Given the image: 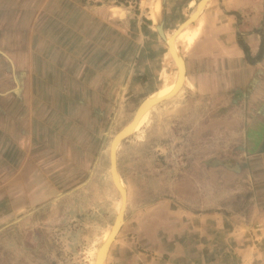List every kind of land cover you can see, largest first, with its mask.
Listing matches in <instances>:
<instances>
[{
    "label": "crops",
    "instance_id": "obj_1",
    "mask_svg": "<svg viewBox=\"0 0 264 264\" xmlns=\"http://www.w3.org/2000/svg\"><path fill=\"white\" fill-rule=\"evenodd\" d=\"M159 2L141 0L133 12L115 0H0V225L51 197L53 176L87 175L122 106L129 100L137 110L176 80L166 37L199 0ZM175 43L186 64L183 85L149 116L171 101H211L206 127L229 135V182L264 183V0H209ZM257 194L264 198V189ZM257 210L264 213L263 203ZM158 214L157 221L173 220L162 233L178 236L169 245L178 262L200 261L203 246L215 262L242 258L248 225L233 216Z\"/></svg>",
    "mask_w": 264,
    "mask_h": 264
},
{
    "label": "rangeland",
    "instance_id": "obj_2",
    "mask_svg": "<svg viewBox=\"0 0 264 264\" xmlns=\"http://www.w3.org/2000/svg\"><path fill=\"white\" fill-rule=\"evenodd\" d=\"M115 3L135 12L141 0ZM208 101L202 106L171 101L160 105L152 117L150 108L134 132L118 143L117 168L126 186L127 204L120 231L106 251L105 264H222L205 251V247L212 249L209 246L199 251L200 261L187 257L186 262H178L174 247L169 246L178 236H164L170 234L173 220L171 216V221L166 219L169 228L164 227V221H157L161 209L171 214L183 209L233 216L236 224L248 227L242 230V258L232 264H264V213L257 210L258 204L264 205V198L258 197L261 193L257 194L264 183L257 182L258 178L229 182V135L206 127L210 120L207 111L212 110ZM135 106L128 100L121 114L108 122L87 175L53 176L47 184L51 197L0 225V264L95 263L113 226L120 198L111 173L113 137L132 122ZM145 227L156 232L148 235Z\"/></svg>",
    "mask_w": 264,
    "mask_h": 264
},
{
    "label": "bare ground",
    "instance_id": "obj_3",
    "mask_svg": "<svg viewBox=\"0 0 264 264\" xmlns=\"http://www.w3.org/2000/svg\"><path fill=\"white\" fill-rule=\"evenodd\" d=\"M206 1L207 0H201L199 2L198 11L193 16L194 18H196L198 16L199 12L201 11V9L204 6V4L206 3ZM189 22L190 21H187L186 24L189 23ZM177 34H178V32H177ZM170 37H171V35H169L168 41H169ZM170 42H171V52H172L171 56L174 59V61H176V63L179 64L181 62V60H182V57H181V55H180V53H179V51H178V49L176 47V43H175L174 38H172L170 40ZM181 81H182V77L180 78V82ZM176 85L177 84L175 82L174 84H171L169 86L161 88V89L157 90L155 93H153L152 95H150L146 99V102L141 106V108L139 109V111H138L136 117L134 118V120H132V122L123 129V132L116 137L114 143H112V146H111L112 150L116 151L117 145H118V143H120L121 137L123 135L128 134V133L130 134V133L134 132L133 130H135L141 124V122L143 121V119L145 117V112L148 109L152 108L153 105L156 102H158L159 100L166 99L167 97L171 96L175 92V91H173V89H175V87H178ZM175 90H177V88ZM114 151H113V156L112 157H114ZM117 172H118V168H117ZM118 179H119L120 185L123 188H125V190H126V186H125L124 181L122 180L119 172H118ZM125 196H124L125 197V201H124L123 195L120 192V198H119L118 207H117V213H116V214L120 215V217L118 219L117 225L114 228L112 226L110 231L106 234L102 245H100V247H99V250H98V252L100 251V262H99V264H105L106 251H107L108 247L110 246L112 240L114 239L115 235L118 233V230L121 227V223L123 222V219H124L123 214H124L125 207H126V204H127V190H126V195ZM95 261H96V259H95Z\"/></svg>",
    "mask_w": 264,
    "mask_h": 264
},
{
    "label": "water",
    "instance_id": "obj_4",
    "mask_svg": "<svg viewBox=\"0 0 264 264\" xmlns=\"http://www.w3.org/2000/svg\"><path fill=\"white\" fill-rule=\"evenodd\" d=\"M207 1H209V0H207ZM206 1V2H207ZM205 5V4H204ZM195 18L193 17V13L190 15V17L186 20V21H184L172 34H171V37L169 38V41H168V38L166 37V39H167V42H168V46H169V51H170V53H171V55H172V52H171V42H170V40L172 39V38H174V40H175V38H176V36H177V32H178V30H181L180 28L182 27V25L184 24V23H186L187 21H193ZM158 30H159V32L161 33V35L162 36H164L165 37V35H164V33H163V28H162V25H159L158 26ZM176 62V61H175ZM181 63V64H180ZM179 64L177 63V67H178V71H179V74H178V77H177V80H176V86H178V87H175V89L177 88V90H175V89H173V91H175L174 92V94H172V96L173 95H175L178 91H179V89L182 87V85H183V82H184V79H185V75H186V64H185V60L183 59V57H182V60H181V62H180ZM182 77V81L180 82V78ZM181 86V87H180ZM180 87V88H179ZM171 96V97H172ZM164 100V99H163ZM160 101H162V100H159L158 102H160ZM146 102V99L145 100H143L141 103H140V105L138 106V108H137V110L135 111V114H134V116H133V120H134V118L136 117V115H137V113H138V111H139V109L141 108V106L144 104ZM158 102H156L155 104H157ZM154 104V105H155ZM153 105V106H154ZM126 126H124L120 131H118L117 133H116V135L113 137V141H112V143H114V141H115V139H116V137L118 136V135H120L122 132H123V129L125 128ZM133 133V132H132ZM131 134V133H130ZM129 133L128 134H125V135H123L122 137H121V140H120V142L124 139V138H126L127 136H129L130 135ZM113 151L114 150H112V148H111V173H112V175H113V181H114V183H115V185H116V187L119 189V191L121 192V194L123 195V198H124V201H125V195H126V190H125V188H123L121 185H120V182H119V179H118V172H117V165H118V160H117V151H114V157H112L113 156ZM116 156V157H115ZM125 196V197H124ZM123 216H125V211H124V214H123ZM119 217H120V215H116V217H115V220H114V223H113V228L117 225V223H118V219H119ZM121 228V227H120ZM120 231V229L118 230V232ZM118 234V233H117ZM116 234V235H117ZM116 237V236H115ZM115 237H114V239H115ZM114 240H112V242H113ZM99 262H100V251L97 253V257H96V261H95V264H99Z\"/></svg>",
    "mask_w": 264,
    "mask_h": 264
}]
</instances>
